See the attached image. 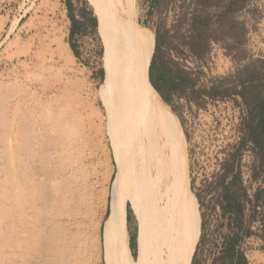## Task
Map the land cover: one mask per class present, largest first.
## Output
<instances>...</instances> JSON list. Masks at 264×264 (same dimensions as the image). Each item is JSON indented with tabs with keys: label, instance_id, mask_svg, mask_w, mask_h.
<instances>
[{
	"label": "rangeland",
	"instance_id": "1",
	"mask_svg": "<svg viewBox=\"0 0 264 264\" xmlns=\"http://www.w3.org/2000/svg\"><path fill=\"white\" fill-rule=\"evenodd\" d=\"M136 6L146 75L154 60L159 70L190 71L195 91L251 71L264 81V0H137ZM69 14L82 29L73 38ZM117 45L105 0H0V264H106L113 199L119 211L108 237L119 255L143 263L148 242L135 196L147 165L129 128L115 123L105 88ZM234 101L174 93L169 105L153 108L188 186V175L198 186L217 172L239 141L246 112ZM116 151L124 176L115 189ZM241 165L249 194L263 189L264 169L247 148ZM257 211V236L243 247L249 264H264Z\"/></svg>",
	"mask_w": 264,
	"mask_h": 264
},
{
	"label": "bare ground",
	"instance_id": "2",
	"mask_svg": "<svg viewBox=\"0 0 264 264\" xmlns=\"http://www.w3.org/2000/svg\"><path fill=\"white\" fill-rule=\"evenodd\" d=\"M136 1L105 0L118 41L116 57L105 77V88L115 123L129 128L128 136L139 145L137 153L142 163L147 165L143 168L146 169L143 175L141 173L135 196L148 242V252L142 264H188L191 255L186 221L188 193L185 181L174 168L167 151L162 121L147 104V78L140 59ZM128 156L131 159V155ZM114 158L117 179L113 186L116 189L124 176V169L123 159L117 151ZM114 200L110 206L108 227L118 217L119 210ZM107 229L104 233L105 263L134 264L133 259L119 255Z\"/></svg>",
	"mask_w": 264,
	"mask_h": 264
},
{
	"label": "trees",
	"instance_id": "3",
	"mask_svg": "<svg viewBox=\"0 0 264 264\" xmlns=\"http://www.w3.org/2000/svg\"><path fill=\"white\" fill-rule=\"evenodd\" d=\"M66 5L70 13V1ZM69 19L72 24L70 36L73 38L82 33L81 24L71 14ZM193 19L196 20L195 17ZM92 26L96 27L95 21ZM71 49L78 56L72 45ZM146 78L147 104L153 111V108L162 107V104L169 105L174 93L193 98L205 94L213 101L239 99V102L234 101L235 105L243 107L246 112L238 126L239 141L231 147L233 152L220 162L217 172L204 178L198 186L195 185V179L188 175V186L174 156H171V161L185 181L189 195L190 190L193 195L189 211L192 248L189 264H249L243 247L247 239L257 236L252 231L258 214L257 208L261 209V232L264 234V188L249 194L241 160L243 151L247 148L255 156L257 167L264 169V81L251 71L245 79H240L238 74L234 82L223 79L215 82L207 91H195L190 71L167 68L159 70L154 60L150 63ZM228 83L231 85L227 86ZM180 126L186 138L183 125ZM255 176L256 173H253L252 177ZM212 222L214 227L210 229Z\"/></svg>",
	"mask_w": 264,
	"mask_h": 264
},
{
	"label": "crops",
	"instance_id": "4",
	"mask_svg": "<svg viewBox=\"0 0 264 264\" xmlns=\"http://www.w3.org/2000/svg\"><path fill=\"white\" fill-rule=\"evenodd\" d=\"M150 60V59H149Z\"/></svg>",
	"mask_w": 264,
	"mask_h": 264
}]
</instances>
